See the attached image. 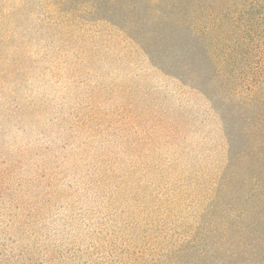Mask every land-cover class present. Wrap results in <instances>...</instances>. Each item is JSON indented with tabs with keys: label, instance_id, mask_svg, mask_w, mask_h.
<instances>
[{
	"label": "rangeland",
	"instance_id": "1",
	"mask_svg": "<svg viewBox=\"0 0 264 264\" xmlns=\"http://www.w3.org/2000/svg\"><path fill=\"white\" fill-rule=\"evenodd\" d=\"M114 1L0 0V264H155L231 220L263 256L264 104Z\"/></svg>",
	"mask_w": 264,
	"mask_h": 264
},
{
	"label": "trees",
	"instance_id": "2",
	"mask_svg": "<svg viewBox=\"0 0 264 264\" xmlns=\"http://www.w3.org/2000/svg\"><path fill=\"white\" fill-rule=\"evenodd\" d=\"M112 5H115L112 9L114 12L117 6L120 13L127 12L125 20L132 30L138 25L132 17L142 16L147 28L142 37L146 45L157 34L175 45L177 39L184 38L187 43L194 42L195 47L200 44L208 63H223L227 67L224 71L233 81L225 85L226 94L231 90L238 92L243 87L250 97L258 101L257 104H264V94L260 91L262 88L264 92V0H140L132 3L124 1L121 4L114 1ZM168 29L169 34H164ZM148 52L154 59L157 56L167 57L164 52L161 56L155 51L153 54ZM219 68L215 67V73L223 72L222 67ZM237 105L246 104L240 101ZM240 114L239 132L226 119L228 137L232 143L236 132L248 140L264 130V115L258 113L252 121V116L242 112ZM261 188H264V182L257 181L253 193ZM251 196L254 195L248 197ZM237 223L231 220L222 222L221 226H213L211 233L214 234L220 228L230 231L220 237H214L208 232L193 231L192 228L187 237L175 241L167 254L163 252L155 264H264V255L260 256L258 252L259 240L237 237L235 241ZM251 226L252 223L243 227L246 233L252 232Z\"/></svg>",
	"mask_w": 264,
	"mask_h": 264
}]
</instances>
